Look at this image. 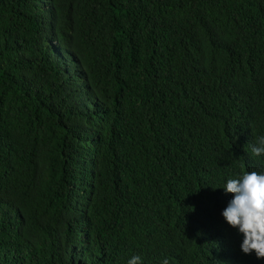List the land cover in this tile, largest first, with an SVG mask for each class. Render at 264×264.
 Wrapping results in <instances>:
<instances>
[{"label":"trees","instance_id":"trees-1","mask_svg":"<svg viewBox=\"0 0 264 264\" xmlns=\"http://www.w3.org/2000/svg\"><path fill=\"white\" fill-rule=\"evenodd\" d=\"M261 136L264 0H0V264H264Z\"/></svg>","mask_w":264,"mask_h":264},{"label":"clouds","instance_id":"clouds-1","mask_svg":"<svg viewBox=\"0 0 264 264\" xmlns=\"http://www.w3.org/2000/svg\"><path fill=\"white\" fill-rule=\"evenodd\" d=\"M252 153L264 155V136L252 147ZM231 193V199L222 212L224 220L243 235L241 250L244 254L256 255L264 259V173L243 172L238 178H229L223 188ZM127 264H142L139 255L131 257ZM163 264H169L165 259Z\"/></svg>","mask_w":264,"mask_h":264}]
</instances>
